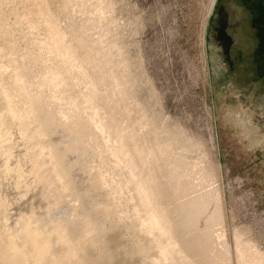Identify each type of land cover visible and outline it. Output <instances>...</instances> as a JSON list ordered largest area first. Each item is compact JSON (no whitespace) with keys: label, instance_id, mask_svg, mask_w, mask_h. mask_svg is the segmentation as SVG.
<instances>
[{"label":"rangeland","instance_id":"1","mask_svg":"<svg viewBox=\"0 0 264 264\" xmlns=\"http://www.w3.org/2000/svg\"><path fill=\"white\" fill-rule=\"evenodd\" d=\"M103 24L109 30L104 48L94 44ZM49 25L62 32L61 48H73L74 62L54 45ZM104 49L123 86L121 110L131 109L155 139H166L162 163L190 165L199 173L196 181L209 179L206 191L215 188L224 236L220 225H214V235L229 244L230 264H238L235 233L257 252L249 264H264V0H0V108L8 102L29 108L22 94L40 95L45 139L75 189L60 200L49 183L38 180L42 169L34 172L25 156L35 143L29 138L34 124L28 118L18 124L1 108L0 135L7 139L0 143V198L6 207H0V231L15 229L14 247L30 258L23 230L42 239L38 250L48 240L44 252L60 254L57 225L74 239L97 224L101 231L81 235L86 245L61 264H141L135 207L124 195L120 216L99 207L119 195L97 189L92 169L100 164L106 175L112 173L115 157L101 135L90 137L79 128L84 123L72 107V99L76 106L85 103L89 85L102 95L111 91L98 68ZM65 64V79L50 84L52 91L40 83L44 72L56 73ZM19 72L26 83L16 91ZM61 114L68 115L64 125Z\"/></svg>","mask_w":264,"mask_h":264},{"label":"bare ground","instance_id":"2","mask_svg":"<svg viewBox=\"0 0 264 264\" xmlns=\"http://www.w3.org/2000/svg\"><path fill=\"white\" fill-rule=\"evenodd\" d=\"M41 2L42 0H38V4ZM49 28L53 32V43L60 46L58 47L62 56L74 62L73 48L70 45H62L64 47L61 48L60 33L62 32L57 33V27L55 29L53 25H49ZM87 31L88 28H84V37L82 36L84 41L89 38ZM95 32L97 37L94 41L95 46L100 45L104 48L103 46L109 43L108 28L103 24ZM104 51L98 68L103 70L104 76H102L109 79L111 91L102 95L99 89L89 85L83 92V95L86 93L84 104L80 103L76 106L77 101L72 99L73 110L77 111L84 123L79 128L90 137L96 133L101 135L110 148V154L115 157L112 173L106 175L108 172L102 171L100 164L92 169L97 189L102 188L108 195H111V191L119 195L118 197L111 195L107 205H99L100 209L103 212L106 209L110 210L113 216L122 215L124 204L120 196L123 199V195L124 202L135 207L134 226L139 232L137 251L143 254L141 264H230L229 244L227 245L225 238V240L223 238L217 240L214 235V225H220V237L224 236L221 204L216 197L215 188L206 191L204 186L209 179L203 175L196 181L199 173L192 170L190 165L175 162L173 159L162 163L166 152V139H155L147 123L140 116L133 115L131 109L121 110V104L125 105L121 102L123 86L113 72L116 62L110 59L106 49ZM67 71L68 67L65 64L62 70L56 73L44 72L40 83L52 91L50 84L61 83ZM25 83V77L19 72L13 82V88L16 91L24 90ZM22 95H26L31 101L29 108H22L12 102L6 103L5 107L1 108L6 114L15 117L18 124L23 118H28L34 124L29 138L35 143L25 156L29 158L34 172L40 169L42 175L46 173L45 171L49 172L47 176L40 175L38 180L44 181V184L49 183L56 194H59L57 199H62L64 194L73 191L75 193V189L66 173L59 167L58 161L51 153L50 144L45 139L47 128L42 124L37 112L40 95L30 92ZM68 110L72 112L70 108ZM66 118L68 115L61 114L58 122L64 125ZM86 121L91 125H85ZM38 137L39 141H36ZM6 139L7 137L0 135V143L5 142ZM47 162L50 163L48 167ZM15 168H19L18 161L15 163ZM49 186L46 188H50ZM0 207L6 208L1 198ZM95 212L100 213V210L95 209ZM23 218L27 221L29 216ZM99 226L91 224L78 238L71 239L68 238L66 230L57 225L54 238L64 248L60 254L44 252L47 239L38 250V243L42 239L37 240L33 233L23 230L24 236L31 245L33 255L30 258L23 255L20 246L14 247L13 230L15 229H3L0 231V264H61L64 260L72 261V258L77 257L78 247L85 246L88 242V238L81 235L89 231L92 234L100 232ZM233 239L238 264H249L251 253L257 254V252L251 244L240 239L239 233H235ZM10 240H13V245ZM150 252L154 254L150 255ZM243 256L246 257V262L243 261ZM102 259L105 261L108 258L103 256Z\"/></svg>","mask_w":264,"mask_h":264}]
</instances>
